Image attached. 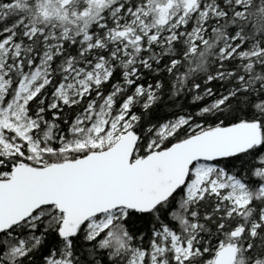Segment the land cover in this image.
<instances>
[{
	"label": "snow or ice",
	"instance_id": "6c2138e0",
	"mask_svg": "<svg viewBox=\"0 0 264 264\" xmlns=\"http://www.w3.org/2000/svg\"><path fill=\"white\" fill-rule=\"evenodd\" d=\"M0 264H264V0H0Z\"/></svg>",
	"mask_w": 264,
	"mask_h": 264
}]
</instances>
